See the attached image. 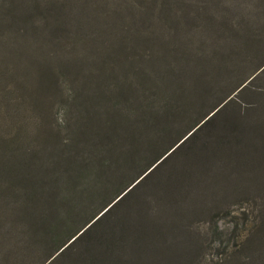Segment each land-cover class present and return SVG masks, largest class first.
<instances>
[{"label": "rangeland", "instance_id": "obj_1", "mask_svg": "<svg viewBox=\"0 0 264 264\" xmlns=\"http://www.w3.org/2000/svg\"><path fill=\"white\" fill-rule=\"evenodd\" d=\"M12 1L33 8L35 0ZM38 1L33 9L43 7L46 23L41 47L40 37L28 38L34 50L26 54L28 36L10 30V20L2 19L0 91L10 88L19 77L16 72L23 81L31 79L25 73L29 68L49 65L57 73L65 55L88 52L79 59L94 70L96 54L89 51L112 49L116 26V39L136 34L152 40L132 42L128 56L143 51L152 64L162 55L167 68L187 73L190 80L200 76L212 106L235 90L221 105L223 112L112 214L108 222L117 224L118 236L128 235L121 255L107 264H264V0H166L182 12L153 26V12L136 13V0ZM56 43L59 49H54ZM240 80L246 82L236 90ZM98 233L45 264H92L86 250L98 254L100 246L104 249L95 241ZM4 255L15 259L7 245L0 250V264L42 262L39 250L17 262Z\"/></svg>", "mask_w": 264, "mask_h": 264}, {"label": "trees", "instance_id": "obj_2", "mask_svg": "<svg viewBox=\"0 0 264 264\" xmlns=\"http://www.w3.org/2000/svg\"><path fill=\"white\" fill-rule=\"evenodd\" d=\"M134 6L138 14L153 12L151 26L182 12L166 0H136ZM33 8L0 0V24L10 20V30L28 36L26 54L34 50L28 38L40 37V47L44 42L43 7ZM118 28L111 31L112 49L89 51L96 54L94 70L79 59L88 52L65 55L57 73L49 65L29 68L31 79L23 81L15 71L19 77L0 91V250L7 245L15 258L4 255L6 260L17 262L39 250L45 264L95 231L105 250L87 249L88 260L107 264L118 258L128 233L118 236L117 224L108 222L112 214L196 131L210 125L235 91L212 106L200 76L190 80L167 68L162 55L152 64L143 51L128 56L132 42L152 40L136 34L116 39ZM240 81L236 90L246 82Z\"/></svg>", "mask_w": 264, "mask_h": 264}]
</instances>
